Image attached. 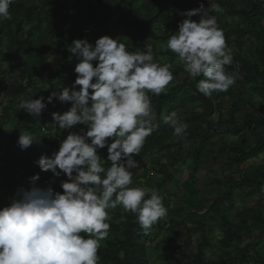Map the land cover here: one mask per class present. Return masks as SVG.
Returning a JSON list of instances; mask_svg holds the SVG:
<instances>
[{
    "label": "clouds",
    "instance_id": "clouds-1",
    "mask_svg": "<svg viewBox=\"0 0 264 264\" xmlns=\"http://www.w3.org/2000/svg\"><path fill=\"white\" fill-rule=\"evenodd\" d=\"M14 0H0V20L11 19ZM213 10L221 12L219 4ZM184 17L167 40L170 50L192 79L203 77L196 89L205 97L227 91L236 72L223 30L209 7L180 13ZM199 20H193V17ZM69 62L75 58V80L68 87L37 99L21 98L20 110L39 118L49 104L71 106L51 113L53 125L68 131L58 150L34 161L54 178L46 187L37 186L39 173L29 177V187L17 190L10 203L0 207V264H99L98 250L109 235V210L122 207L135 215L144 230L167 216L163 197L156 189L132 187L135 159L147 138L157 131L152 96L167 94L174 80L172 64L161 65L153 49L128 51L120 38L102 36L90 43L75 39L69 46ZM173 136L183 139L188 125L177 111L162 116ZM85 126L80 132L72 129ZM44 131L45 129H41ZM37 142L33 134L19 132L17 145L28 150ZM107 149L102 164L100 150ZM60 182L61 191L52 183Z\"/></svg>",
    "mask_w": 264,
    "mask_h": 264
},
{
    "label": "trees",
    "instance_id": "trees-1",
    "mask_svg": "<svg viewBox=\"0 0 264 264\" xmlns=\"http://www.w3.org/2000/svg\"><path fill=\"white\" fill-rule=\"evenodd\" d=\"M158 1L159 6L154 16H142L139 9H135V20L124 19L112 24L115 30H125L131 34L132 40L121 41L126 45L128 51L143 50L146 45H150L158 63L163 65L159 61L161 56L166 58V63L172 64L174 71L171 70L174 78L183 73L181 84L169 86L167 94H161L158 97L149 94L157 116L156 123L160 126L147 138L141 153L161 144L165 136V125L162 121L164 109L175 105L178 95L190 94L189 102L198 101L204 111L184 118V122L186 121L190 125H188L185 138L178 139L176 142L179 150L176 155L178 160L174 159V155H172L173 159L169 164L171 169L176 170L179 162H183L187 157L185 144L189 142L193 144L190 153L193 163L191 170L194 172L197 169L199 162L206 155L209 147L212 146V138L219 135L216 128L205 123V119L213 113H217L219 116L217 126L221 123L227 125L225 136H234L238 140L233 144L225 142L216 149V157L227 155L224 164L226 167L240 168L245 162L264 154V140L258 136V133L264 134V2L262 3L263 7H261L251 2L236 4L230 1L214 0L227 12L228 17L235 20L234 24L223 25V29H221L228 47L238 51L236 54H232V65L226 66V71H235L237 78L227 91L214 93L209 98L196 89V83L199 79H203L202 76L196 79L190 78L184 72L183 67H177L175 64L177 58L175 54L170 50L159 52L155 45L156 43H163L175 32L170 23L174 16L173 11L191 10V4L185 0ZM34 2H40L42 5L37 7L33 5ZM48 2L49 0H31L30 4H25L21 0H14L9 9L11 19L0 20V35L6 39L8 44L5 59L8 63L9 74H13L16 69L20 68L17 74L19 85L12 91V96L18 100L21 98H39L36 80L45 81L50 93L54 88L53 82H56L58 87L70 86L75 80L74 67L76 63L75 58L71 62L68 60L69 55H71L69 46L72 41L84 39V34L102 28L112 14L135 7L137 0H59L56 10L49 11V13H51V20L59 23L62 30L57 34H49V41L46 46L40 45L39 39H33V36L40 31L42 24L40 13L43 8L47 7ZM48 24H51L50 21ZM27 26L29 28L23 34L24 27ZM244 41H249L251 49L248 54L243 53ZM89 42L95 43L92 39H89ZM51 45L55 46V51L59 56L55 61L54 69L49 66L47 61L48 51L52 48ZM26 57L33 59L35 64L33 67H20ZM239 77H241L240 82L238 81ZM252 83L254 84L252 91L259 96L260 103L257 105H252L250 102L241 104L239 95L234 94V87L243 88ZM226 99L231 100V104L225 119L221 117V105ZM70 106V104H60L47 107L45 118L52 122L51 113L64 112ZM241 106L251 111L249 114L243 113L241 115V124L242 127L245 125L249 134L255 137L253 143L240 136L242 129L239 128L238 122L235 120V114L240 111ZM12 108L11 105L2 110L0 136L3 127L10 124L9 111ZM31 118L32 116L24 112L23 116L18 119L21 123L18 122L13 125L14 127L21 125V129L18 132L13 131L11 135L8 148L12 152L18 147L19 132H29L34 135L37 142L41 141L40 144H34L37 148L54 145L56 139L54 137L49 139L48 131L47 133L41 132L42 127L27 125ZM205 124L207 125L205 126L206 129L204 128ZM81 128L84 126L78 125L71 131L78 133ZM60 130L54 125L53 135L56 136ZM65 132L68 135V131L65 130ZM103 152L106 159L103 166L105 168L110 167L111 165L107 161V149H103ZM1 159L0 187H5L6 194L12 197L19 188L29 187V177L39 173L40 182H44L47 177L45 172L39 168L35 169L33 164H27L30 159L26 155L13 162H8L7 157H1ZM162 174L164 176L163 184L175 181L172 175L164 171ZM231 178L230 176L227 177L225 182H214L220 192L212 199L207 209L205 206H194L192 202L187 201L186 206L170 209L167 213L169 227L166 233H171L174 236L179 235L182 238H189L191 234L199 235L201 243L197 246V264H216L213 261H207L204 253L207 250L215 249V245L211 243L213 237L208 235L210 227L214 225L217 226L221 234V239L217 241L219 250L224 252L233 264H251V262L264 264V247L262 246L264 242V171L245 174L238 184L232 182ZM61 179L64 177L55 179V183H52L55 191H61L59 187ZM46 186L44 185V187ZM243 188H247L246 196L254 199V201L248 204L247 208L235 211L233 219H230V216L225 214L224 203L232 202L235 190ZM156 190L161 195L159 185ZM163 204L166 205L165 200H163ZM133 216L132 219L135 222H128V225L118 226L107 221L114 235L111 240L101 244L98 250L99 264H148L146 248L144 242L141 241L145 237L144 230L137 222L135 215ZM155 226L158 230L161 228L159 221ZM246 240L248 242L241 247Z\"/></svg>",
    "mask_w": 264,
    "mask_h": 264
},
{
    "label": "rangeland",
    "instance_id": "rangeland-1",
    "mask_svg": "<svg viewBox=\"0 0 264 264\" xmlns=\"http://www.w3.org/2000/svg\"><path fill=\"white\" fill-rule=\"evenodd\" d=\"M25 4H30L31 0H21ZM185 2L190 3L192 6L191 9H196L199 7L201 3L204 4L205 8L209 7L210 14L216 16L218 26L222 28L223 25H232L235 23V20L227 16V12L222 9L221 12H216L213 10V6L216 3L214 0H185ZM59 0H49L46 8H43L40 13L41 17V27L38 34L33 36V39L38 38L40 45H46L49 41V34H57L60 30H62V26L56 21L51 20V13L49 11L56 10L58 7ZM35 6L40 7L42 4L40 2H34ZM220 5V4H219ZM159 6L158 0H137L135 7L126 8L124 11H117L115 14L106 21L105 25L100 29H94L90 33L84 34V38L92 39L96 41V39L102 36H110L112 38H120V41H129L132 40V36L130 33H127L125 30H115L112 26L113 23L123 21L124 19H129L133 21L136 19L135 9H139V13L142 16L148 15L152 17L155 15L157 11V7ZM222 8V7H221ZM185 12L183 9H179L177 11H173V19L170 23L173 25V30L177 31L178 23L184 19L180 13ZM193 20L198 21L199 17H193ZM50 21L51 24H48ZM28 26L24 27L23 34L28 30ZM223 29V28H222ZM225 29V28H224ZM168 40V39H167ZM167 40L163 43H156L157 51L164 52L167 51ZM245 42V49L243 50L244 54H248L250 51L249 41ZM51 49L48 51L47 61L49 66L54 69L55 61L59 58L58 54L55 51V46L51 45ZM8 52V44L6 39L0 35V118L2 117V110L4 108L13 106L12 110L9 111V116L11 118L10 124L3 127L0 136V167L2 165L1 157H7L8 162L18 161L22 159L23 156H28L30 160H28L27 164H33L35 169L38 166L35 165L34 161L39 159L41 155H50L53 151L58 150L59 143L63 139L66 138L67 133L65 130H60L56 136L53 135V121L49 122L45 118V110L41 117L39 118V123L37 120L32 117L27 125L34 127H43L45 132H49V139L55 138V143L50 147H42L37 148L35 145L31 146L26 151H21L19 147H17L13 152L8 148L11 135L13 131H19L21 129V125H17L14 127V124L21 123L18 121L20 117L23 116L24 111L20 110L18 107L20 99H15L16 97L12 96V91L19 85V81L17 78L18 71L20 68L16 69L13 74H9V67L7 60L5 59V55ZM238 51L235 49H231L232 54H236ZM159 61L163 64L166 63L165 57H159ZM175 64L177 67H183V64L178 61V58L175 60ZM34 61L32 58L26 57L23 59L21 64L22 67L34 66ZM35 68V67H34ZM174 71V67H172ZM228 72V71H227ZM229 73H232L230 71ZM183 77V73L178 74L177 78H174L172 84L180 85L181 78ZM241 77L238 78L240 82ZM54 83L53 91H59L62 87H58L56 82ZM23 84V83H22ZM38 95L47 97L50 92L47 90V86L45 81L36 80ZM168 86V88H169ZM254 84L247 85L243 88L239 86L234 87V94L239 95V100L241 104L252 103V105H257L260 103L261 99L257 96L253 91ZM167 88V90H168ZM52 91V92H53ZM190 94L186 95H178L177 103L173 106L166 107L164 109V115H167L171 111H177L181 120L184 122L185 117H189L196 113H202L204 108L199 104L198 101L189 102ZM231 100L226 99L221 105V117L227 118L228 109L230 107ZM53 105H60L58 101H54L52 104H49L47 107H51ZM68 107V106H66ZM15 111V113H14ZM251 111L241 106V109L238 113L235 114V120L238 122V126L241 130L240 136L244 138L246 141L254 142L255 137L251 136L248 132L247 127L244 125L242 127L241 119L242 114H249ZM219 116L217 113L209 114V117L205 119L206 124H211L214 128H216L219 132L218 137L214 136L212 138L211 144L208 152L203 157V159L199 162L197 169L192 172V158L191 151L193 149V144L191 142L185 144V150L187 157L183 162H179L176 170H173L169 167L174 155V159L178 160L176 156L179 152L176 142L178 138L173 136L172 129L165 125L164 130V138L160 145L147 150L144 153H141L139 156H136L135 159L139 161V168L134 169L133 176V184L132 187H145L148 189H156V187L160 186V193L163 197V200L166 201L165 207L167 208V213L170 209H176L181 206H186L187 201L192 202L194 206H205L206 209L210 206L212 199L216 196L217 193L220 192L218 186L214 184L215 181L225 182L227 177H232V182L238 184L245 174H255L260 171H264V154L258 156L256 159L249 160L245 162L240 168L236 167H226L224 164L226 163L227 155H221L220 157H216V149L222 144L227 143H235L237 137L234 136H225V132L227 131V125L225 123H221L217 126V120ZM187 125L190 123L186 122ZM204 125L205 126L207 125ZM49 128V129H48ZM84 129L86 130L85 126ZM206 129V128H205ZM41 131V130H40ZM41 134V132H39ZM261 139L264 140V134L258 133ZM246 143V142H245ZM184 153V154H185ZM102 159V164H104L105 153L103 150L99 152ZM10 155V156H9ZM110 164V162H108ZM111 165V164H110ZM162 171L172 175L175 178V181L165 182L163 184L164 176ZM20 172V171H19ZM17 172V174H19ZM47 177L44 182H37V186L44 187V185H48L53 180L51 172L46 173ZM247 188L236 189L234 192V199L232 202L224 203L225 214L230 216V219H233L235 215V211L240 209H245L248 207V204L252 203L254 199L248 198L246 196ZM13 197L6 194L5 187H0V207H3L10 203ZM108 221L112 222L114 225H128V222H135L132 217V213L125 212L122 207L118 206L116 209L109 210ZM160 229L158 230L155 225L152 226L149 230H144L145 237L142 238V242H144V246L146 248V260L148 264H197V246L201 243L198 234H191L189 238L180 237L179 235H172L171 233H166L167 228L169 227V222L167 216L159 220ZM188 227L190 225L188 224ZM112 230H109L108 238L101 242L104 244L105 241H109L112 239L113 235ZM208 235L213 237L211 241L212 245H215V249L212 251H205V259L207 261H213L216 264H233L230 260H228L227 256L224 252L219 250L217 245V241L221 239V234L217 229V226H211L208 231ZM264 238V237H263ZM248 240H246L242 245L244 246ZM264 247V242L262 243ZM229 251V250H228ZM232 256V255H231ZM251 264H256L255 262H251Z\"/></svg>",
    "mask_w": 264,
    "mask_h": 264
},
{
    "label": "built area",
    "instance_id": "built-area-1",
    "mask_svg": "<svg viewBox=\"0 0 264 264\" xmlns=\"http://www.w3.org/2000/svg\"><path fill=\"white\" fill-rule=\"evenodd\" d=\"M219 1H222V2H226V1H230L231 3H241V2H251L253 4H258L260 5L261 7H263L262 3L264 2V0H219ZM43 128V127H42ZM41 128V129H42ZM44 129V128H43ZM81 130V129H80ZM80 130L78 131V133L80 132ZM85 130V129H84ZM41 132H45L41 130ZM46 133V132H45Z\"/></svg>",
    "mask_w": 264,
    "mask_h": 264
}]
</instances>
